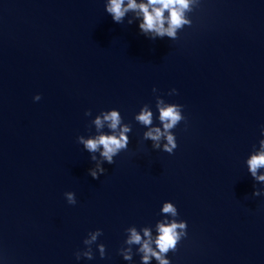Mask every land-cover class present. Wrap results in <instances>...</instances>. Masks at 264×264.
Returning a JSON list of instances; mask_svg holds the SVG:
<instances>
[{"label":"water","instance_id":"obj_1","mask_svg":"<svg viewBox=\"0 0 264 264\" xmlns=\"http://www.w3.org/2000/svg\"><path fill=\"white\" fill-rule=\"evenodd\" d=\"M0 264H264V0H0Z\"/></svg>","mask_w":264,"mask_h":264}]
</instances>
